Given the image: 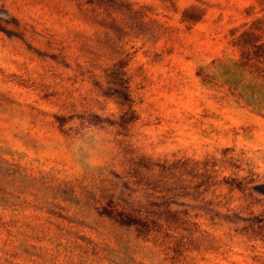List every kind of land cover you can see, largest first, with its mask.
Listing matches in <instances>:
<instances>
[{
	"label": "rangeland",
	"instance_id": "1",
	"mask_svg": "<svg viewBox=\"0 0 264 264\" xmlns=\"http://www.w3.org/2000/svg\"><path fill=\"white\" fill-rule=\"evenodd\" d=\"M0 264H264V0H0Z\"/></svg>",
	"mask_w": 264,
	"mask_h": 264
}]
</instances>
